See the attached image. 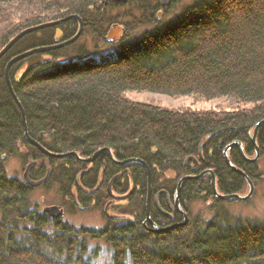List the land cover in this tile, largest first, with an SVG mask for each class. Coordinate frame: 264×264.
Here are the masks:
<instances>
[{
    "label": "trees",
    "instance_id": "1",
    "mask_svg": "<svg viewBox=\"0 0 264 264\" xmlns=\"http://www.w3.org/2000/svg\"><path fill=\"white\" fill-rule=\"evenodd\" d=\"M170 1L162 7L156 0H0V50L28 28L71 16L83 24L75 43L10 69L28 136L52 154L85 159L108 148L116 161L141 160L151 173L152 194L164 192L170 200L183 177L205 171L215 176L219 194L243 195L246 180L225 164L222 152L239 142L246 157L255 154L250 137L264 120V0H194L168 17L180 0ZM116 28L118 35L109 38ZM77 30V21L70 19L32 32L0 59V264H96L98 248L89 252L99 242L109 248L110 264H264V217L226 211L223 205L231 202L213 196L209 174L180 185L186 225L180 226L182 217L174 214L172 224L179 226L155 233L143 226L147 176L142 166L120 167L104 151L92 164L49 158L24 140L5 67L17 54L68 40ZM108 45L115 48L114 59H88L94 49ZM128 91L222 98L232 110L173 111L132 102L124 97ZM255 142L256 164L244 162L235 148L228 152L232 165L253 185L264 180L258 164L264 161V125ZM10 158L18 159L23 170L36 162L29 174L33 181L49 169L50 178L40 188L55 184L66 214L78 210L76 202L82 210H103L109 199L105 188L114 177L111 193L131 194L115 206L118 217L106 219L102 228L51 219L32 204L34 189L22 178L7 176L4 164ZM188 158L197 165L185 163ZM76 179L83 189L99 187L94 203ZM159 202L166 209L162 196ZM196 202L207 204L209 218L192 215ZM151 212L153 222L163 227L164 221L153 218V206Z\"/></svg>",
    "mask_w": 264,
    "mask_h": 264
},
{
    "label": "rangeland",
    "instance_id": "2",
    "mask_svg": "<svg viewBox=\"0 0 264 264\" xmlns=\"http://www.w3.org/2000/svg\"><path fill=\"white\" fill-rule=\"evenodd\" d=\"M156 1L160 2L161 4L163 0H156ZM193 1L194 0H180L177 4H174L173 7L168 9V17L174 15L186 5L191 4ZM170 5H171V1L168 0L167 6L169 7ZM119 31H120L119 28H116L114 33L109 34V38L112 35L117 36ZM85 39L87 40V36H85ZM83 41H84V37L81 39V42ZM114 51L115 48L110 45L106 46V48L104 47L102 49L100 48L94 49L93 52H90L88 59L93 60L95 62L110 61L116 57V51L115 52ZM124 97L132 102L147 104L173 111L190 110V111L208 112V111H219V110H226V111L232 110V107L222 98L214 99L210 101H204L191 96L170 97L162 94H154L149 92H131V91L125 92ZM258 164L261 169H264L263 160L260 161ZM4 168L8 177L22 178V174L24 170L21 168V164L18 159L16 158L8 159L4 164ZM247 193H248V188L241 196H244ZM30 199L32 204L36 206L39 209V211H41L45 207L61 206V198L57 192V186L55 184L49 185L47 189L46 188L34 189ZM115 200L116 199L114 200L112 199L114 204L113 207L111 208L110 211L111 213L115 212L114 211L115 206H119V204H122V202H119V200L116 201ZM223 206L226 209V211L241 217L263 218L264 217V180L259 181L254 185V191L249 201L247 202L233 201L229 204H224ZM190 209L192 215L202 213L206 217L208 218L210 217L209 211L207 209V204H204L202 202H196L191 206ZM61 219L75 226H85L94 229L102 228L105 225V221H106L103 216L101 208H91L86 212L76 210L71 214L69 213L66 214V212H64V215ZM96 247L98 248L97 256L95 258L96 264H110L111 252L109 248L106 245H104V243L102 242L93 243L90 246L89 255H92V251L96 249Z\"/></svg>",
    "mask_w": 264,
    "mask_h": 264
},
{
    "label": "water",
    "instance_id": "3",
    "mask_svg": "<svg viewBox=\"0 0 264 264\" xmlns=\"http://www.w3.org/2000/svg\"><path fill=\"white\" fill-rule=\"evenodd\" d=\"M128 0H113V2L115 3H122V4H125ZM168 5V0H163L161 2V6L162 7H166ZM70 19H73L75 21H77L78 23V30L76 32V34L71 37L70 39L68 40H65L63 42H60L58 44H55V45H52V46H41V47H37V48H32L30 50H27V51H24L20 54H17L16 56H14L6 65L5 67V80H6V84L11 92V95L13 96L14 100L16 101L18 107H19V110H20V114H21V118H22V123H23V130H24V140L32 147L36 148L38 151H40L44 156H47L49 158H54V159H64V158H68V157H74L78 162L80 163H84V164H92L98 157L99 155L104 151L106 152L109 160L120 166V167H123L125 165H128V164H132V163H137L139 164L140 166L143 167V169L145 170L146 172V176H147V198H146V222H150L149 220V211H150V197H151V173H150V170L149 168L147 167V165L141 161V160H137V159H128V160H123L121 162L119 161H116L112 154H111V151L108 149V148H105V149H102V150H98L97 152H95L93 155H91L90 157L88 158H85V159H82L81 157H79L76 153H65V154H52L48 151H46L43 147H41L37 142H35L34 140H32L29 136H28V132H27V126H26V122H25V117H24V113H23V109L22 107L20 106L19 102L17 101V99L15 98V95L12 91V88H11V84H10V79H9V72H10V69L11 67L28 58V57H31L33 55H37V54H43V53H47V52H50V51H55V50H59V49H62V48H65L73 43H75L82 35L83 33V24L81 22V20L79 19V17L77 16H71V17H68V18H65V19H62V20H58V21H55V22H51V23H47V24H43V25H40V26H37V27H33V28H28V29H25L21 32H19L15 37H13L1 50H0V59L19 41L21 40L24 36L32 33V32H35V31H38V30H42V29H45V28H49V27H53V26H57V25H60ZM262 125H264V120L257 123L255 125V128L253 130V133L251 135V142L253 144V146L255 147V154L252 158H248L245 156L244 152H243V148H242V145L239 143V142H233L231 143L230 145L226 146L222 152L223 154V158H224V161H225V164L232 170L234 171L235 173L241 175L245 180H246V183H247V186H248V193L244 196H241V195H238V194H232V195H221L217 192V189H216V181H215V176L211 173V171H205V172H202L201 174H199L198 176H186V177H183L179 183H178V186H177V191H176V199L179 198V192H180V185L182 184V182H185V181H188V180H197L199 179L200 177H202L204 174H209L211 176V181H210V186H211V190H212V193H213V196L217 199V200H220L222 202H232V201H238V202H247L251 199L252 197V194H253V191H254V185L253 183L251 182L250 179H248V177L239 169L235 168L232 163L230 162L229 158H228V152L230 149H233L235 148L239 154V156L241 157V159L248 163V164H256L259 160V150L256 146V142H255V137H256V133H257V130L259 127H261ZM188 162H191L194 166L197 165V161L195 158H188L186 160L185 163H188ZM37 165L36 162H30L29 164H27V166L24 168V171H23V174H22V180L32 189H35V188H39L41 187L42 185L46 184L50 178V170L48 169L47 170V174L46 176L40 180V181H33L29 178V174H30V171ZM90 171V169L86 170V171H83V172H80L79 175H83V174H86ZM78 177V176H77ZM116 180V177H114L109 185H108V194L109 196L112 198V199H116V200H119V201H122V200H125L130 194L131 192H129L126 196H123V197H116L113 196L110 192V188L112 186V184L114 183V181ZM76 185L78 186V188H81L80 187V184L78 182V179H76ZM42 212L46 215H48L51 219H58V218H62L63 215H64V211L60 208V207H57V206H52V207H45L42 209ZM184 214V213H183ZM186 222H187V218L184 217V221L182 222V224H180V226H184L186 225ZM174 227L176 226H173V227H169V228H166V229H160L156 226L153 225V231L155 233H160V232H165L167 230H170V229H173Z\"/></svg>",
    "mask_w": 264,
    "mask_h": 264
},
{
    "label": "flooded vegetation",
    "instance_id": "4",
    "mask_svg": "<svg viewBox=\"0 0 264 264\" xmlns=\"http://www.w3.org/2000/svg\"><path fill=\"white\" fill-rule=\"evenodd\" d=\"M86 171V170H85ZM201 174V173H200ZM198 176V175H197ZM110 183V182H109ZM108 183V185H109ZM108 185L107 187L105 188L106 189V192L108 191ZM178 186V185H177ZM78 187V186H77ZM40 188V187H39ZM99 187H97L95 190L93 189H83V188H79V190L91 197V200L89 202L91 203H94V197L95 196V193L96 191L98 190ZM37 189V188H35ZM131 189V188H130ZM177 191V190H176ZM111 192V191H110ZM131 192V191H129ZM128 192V193H129ZM127 193V194H128ZM108 194V192H107ZM127 194L125 195H121V196H117V195H114L115 197H123V196H126ZM130 196V195H129ZM128 196V197H129ZM161 196L165 199V206H166V209H163L161 206H160V202H159V199L161 198ZM127 197V198H128ZM108 200H107V203L104 205V208L102 210V213H103V216L106 219H114V218H117L118 217V213L119 212H113L111 213V208L113 207V201H112V198L109 196L108 194ZM125 199V200H122V201H119V202H122V203H126L128 199ZM146 198H147V192H146ZM114 200V199H113ZM116 201V200H115ZM76 202V201H75ZM76 206H78V210L81 211L82 208L77 204V202L75 203ZM184 204L178 199H176V195L174 196V199L173 200H170V198L167 196L166 193L164 192H159L157 194H152V191H151V197H150V211H149V220L150 222H146V211H145V221L143 222V226L146 227V225H149L150 227L153 228V225L156 226V227H160L158 225H156L153 220H152V212H151V207L153 206L155 212H153V218L156 220V221H164V224L163 227H160V228H163V229H166V228H169V227H173V226H179L178 224H172L173 222V216L174 214H178L182 217V222L184 221V217L187 218V208L185 209ZM91 207V206H90ZM89 207V208H90ZM61 209L65 211V209L63 207H61ZM145 209H146V199H145ZM90 210V209H89ZM88 210H82V212H86ZM116 213V214H115ZM184 213V214H183Z\"/></svg>",
    "mask_w": 264,
    "mask_h": 264
},
{
    "label": "clouds",
    "instance_id": "5",
    "mask_svg": "<svg viewBox=\"0 0 264 264\" xmlns=\"http://www.w3.org/2000/svg\"><path fill=\"white\" fill-rule=\"evenodd\" d=\"M129 264H131L130 260H129Z\"/></svg>",
    "mask_w": 264,
    "mask_h": 264
},
{
    "label": "bare ground",
    "instance_id": "6",
    "mask_svg": "<svg viewBox=\"0 0 264 264\" xmlns=\"http://www.w3.org/2000/svg\"><path fill=\"white\" fill-rule=\"evenodd\" d=\"M146 219V218H145Z\"/></svg>",
    "mask_w": 264,
    "mask_h": 264
}]
</instances>
